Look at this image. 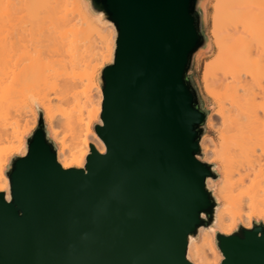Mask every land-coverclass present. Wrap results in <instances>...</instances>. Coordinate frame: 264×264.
<instances>
[{
  "label": "clouds",
  "instance_id": "1",
  "mask_svg": "<svg viewBox=\"0 0 264 264\" xmlns=\"http://www.w3.org/2000/svg\"><path fill=\"white\" fill-rule=\"evenodd\" d=\"M197 43L182 83L184 126L209 210L186 234L185 264H229L223 241L264 240V0H189ZM122 30L104 0H0V195L42 137L65 173L107 158L109 73ZM17 144L6 159L4 145ZM23 213H21V216Z\"/></svg>",
  "mask_w": 264,
  "mask_h": 264
},
{
  "label": "water",
  "instance_id": "2",
  "mask_svg": "<svg viewBox=\"0 0 264 264\" xmlns=\"http://www.w3.org/2000/svg\"><path fill=\"white\" fill-rule=\"evenodd\" d=\"M104 5L122 30L102 131L111 154L90 157V176L65 173L39 138L13 165L14 203L0 195V264H185L186 234L210 209L184 126L191 97L177 88L197 43L189 0ZM223 248L229 264H264L255 233Z\"/></svg>",
  "mask_w": 264,
  "mask_h": 264
},
{
  "label": "bare ground",
  "instance_id": "3",
  "mask_svg": "<svg viewBox=\"0 0 264 264\" xmlns=\"http://www.w3.org/2000/svg\"><path fill=\"white\" fill-rule=\"evenodd\" d=\"M17 148V144L15 143H8V146L5 147V158L8 159L10 158L12 155L15 154V150Z\"/></svg>",
  "mask_w": 264,
  "mask_h": 264
},
{
  "label": "rangeland",
  "instance_id": "4",
  "mask_svg": "<svg viewBox=\"0 0 264 264\" xmlns=\"http://www.w3.org/2000/svg\"><path fill=\"white\" fill-rule=\"evenodd\" d=\"M8 146V143L4 145V148ZM13 156V155H12Z\"/></svg>",
  "mask_w": 264,
  "mask_h": 264
}]
</instances>
